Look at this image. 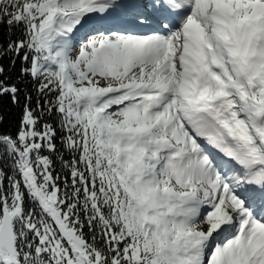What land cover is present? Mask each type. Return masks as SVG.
<instances>
[{"label": "snow or ice", "instance_id": "6c2138e0", "mask_svg": "<svg viewBox=\"0 0 264 264\" xmlns=\"http://www.w3.org/2000/svg\"><path fill=\"white\" fill-rule=\"evenodd\" d=\"M4 96L0 264H264V0H0Z\"/></svg>", "mask_w": 264, "mask_h": 264}, {"label": "trees", "instance_id": "16d2710c", "mask_svg": "<svg viewBox=\"0 0 264 264\" xmlns=\"http://www.w3.org/2000/svg\"><path fill=\"white\" fill-rule=\"evenodd\" d=\"M4 64L7 66V59L4 60ZM19 67L20 64L17 62L16 68L8 73L11 77L10 82L16 80ZM21 103H23V101H21ZM20 114V106L13 105L7 96L0 98V118H2L0 119V132L11 133L14 135L18 128Z\"/></svg>", "mask_w": 264, "mask_h": 264}, {"label": "bare ground", "instance_id": "6f19581e", "mask_svg": "<svg viewBox=\"0 0 264 264\" xmlns=\"http://www.w3.org/2000/svg\"><path fill=\"white\" fill-rule=\"evenodd\" d=\"M0 133H2V132H0Z\"/></svg>", "mask_w": 264, "mask_h": 264}]
</instances>
